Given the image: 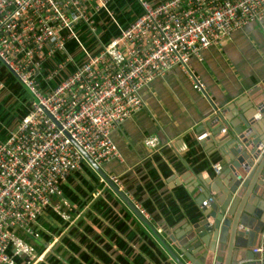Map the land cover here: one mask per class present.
<instances>
[{"label":"built area","instance_id":"obj_1","mask_svg":"<svg viewBox=\"0 0 264 264\" xmlns=\"http://www.w3.org/2000/svg\"><path fill=\"white\" fill-rule=\"evenodd\" d=\"M133 2L134 9L126 0H0V102L8 96L14 104L20 95L11 81L28 94L0 139V264L58 260L62 238L41 240L40 219L47 211L71 219L64 208L73 202L63 189L71 173L84 166L95 173L99 185L88 197L105 189L120 197L79 147L101 168L120 159L111 133L143 107L145 86L180 67L204 92L190 58L264 18V0ZM212 105V113L221 111ZM227 131L225 125L219 134ZM144 141L155 150L161 143L156 136ZM222 166L211 163L214 176ZM107 175L125 193L121 177Z\"/></svg>","mask_w":264,"mask_h":264},{"label":"crops","instance_id":"obj_2","mask_svg":"<svg viewBox=\"0 0 264 264\" xmlns=\"http://www.w3.org/2000/svg\"><path fill=\"white\" fill-rule=\"evenodd\" d=\"M188 67L205 85L204 92L193 87L189 75L180 67L155 78L142 89L143 107L111 133L120 159L112 158L102 165L107 174L121 177L129 200L139 202L146 212L145 218L160 234L196 212L194 199L181 181L184 173L190 170L197 175L207 171L214 176L211 163L219 160V154L210 143L204 145L198 140L202 131L197 130L205 115L213 111L212 103L225 108L254 86L259 88L264 84V18L242 25L222 44L201 50L198 56L190 58ZM2 98L0 139L5 138L14 125V119L10 120L13 104L7 101L8 96ZM149 136L159 138L161 143L157 150L145 145L144 139ZM93 176L96 177L95 173L87 166L71 173L63 183L64 193L65 187L80 190L78 181L94 182ZM90 186L94 187V183L87 187ZM110 190L105 189L96 198L89 196L86 201L80 197L72 207L64 208L71 215L69 221L56 212L44 213L40 219L41 240L48 239L52 232L59 234L73 247L68 264L84 262L81 254L86 253L93 264L107 258L111 250L121 256L119 243L122 242L116 236L120 232L117 226L126 230L124 240L128 245L131 242L136 251L145 235L158 244L136 213ZM105 210V214L100 213ZM65 249L61 240L55 247L59 258L67 256L63 253ZM150 249L152 253L156 251L154 247ZM155 254L160 263L165 264L160 260V251ZM145 264L152 263L147 259Z\"/></svg>","mask_w":264,"mask_h":264},{"label":"water","instance_id":"obj_3","mask_svg":"<svg viewBox=\"0 0 264 264\" xmlns=\"http://www.w3.org/2000/svg\"><path fill=\"white\" fill-rule=\"evenodd\" d=\"M257 87L201 120L198 140L214 146L223 166L216 176L184 173L181 181L197 209L164 233L79 147L169 256L172 263L166 258L165 264H264V84ZM225 125L228 131L220 135Z\"/></svg>","mask_w":264,"mask_h":264},{"label":"trees","instance_id":"obj_4","mask_svg":"<svg viewBox=\"0 0 264 264\" xmlns=\"http://www.w3.org/2000/svg\"><path fill=\"white\" fill-rule=\"evenodd\" d=\"M12 107H14V105ZM92 179H94V187L93 186L87 187V190L80 188V190L74 192L71 188L65 187V193H66L67 197L73 203L79 202L80 197L84 198V201H86L87 200L86 198H88L89 193L91 191H93L96 187H98V185H99L96 177L93 176ZM107 196H108V194H107ZM103 206L106 207V204L105 205L103 204ZM100 213L105 214L106 210L100 211ZM117 228L123 234L122 236H120L121 235L120 232L116 233V236L122 242V243H119V246L122 247L121 248L122 255L120 256L118 252L115 254V252H113V250H111V252L114 254H112L111 252L108 251L107 258L101 259L100 261H95L94 264H145L147 259H149L152 264H154V263L155 264L156 263L161 264L160 261L158 260L157 256H156V254H155V252H157V251H160V254H159L160 260H163V262L165 261L164 259L166 257H165V254H163L162 248L151 237L148 238V236H146V235L143 236L142 237L143 241L139 244L138 247H136V249H137V251H136L131 242L128 245V243L124 240V239H126L125 237H123L127 234L126 233L124 235V232L126 230L123 227H119V226H117ZM62 243L64 244V246L66 248L63 253H66L67 256L61 255L60 258L54 264H68L71 253H73V251H72L73 247L71 245H69L68 242H65L62 239ZM157 245L159 246L158 248L156 247ZM150 247H154L156 249V251L152 253L151 252L152 250L150 249ZM40 248L42 249V247L36 246V249L39 252H40ZM75 250H76V252H78V248ZM79 254H81V252ZM81 258H83L84 262H80L78 264H93L88 259L87 253L85 255L81 254Z\"/></svg>","mask_w":264,"mask_h":264},{"label":"rangeland","instance_id":"obj_5","mask_svg":"<svg viewBox=\"0 0 264 264\" xmlns=\"http://www.w3.org/2000/svg\"><path fill=\"white\" fill-rule=\"evenodd\" d=\"M129 5L130 4V6H132V9H134V8H136L137 6H138V4L137 3H135L134 4V2H133V0H126V3H124V5ZM9 75H11V74H9ZM11 84H13V86H12V92H21L20 93V95L18 96V98H17V100H15V102H14V107H12L13 108V110L15 111V112H17V108H18V106H22L23 105V102H19V99L20 98H23V97H25V98H28V94L26 93V91H21L22 90V86L19 84V83H17L16 81H11ZM30 97V96H29ZM2 114V113H1ZM5 118H7V116H6V114H5ZM14 121H17L16 119L14 120ZM2 136V135H1ZM94 182L93 181H88L87 183H85V182H80V181H78V185L82 188V189H86V187L88 186V185H92ZM71 189L75 192V189L73 188V187H71ZM65 211V210H64ZM52 223H53V225L55 226V227H59V225L55 222V221H52ZM63 231H57V233H62ZM52 233H55V232H52ZM164 236V235H163ZM163 254H165V252H163ZM166 255V254H165ZM168 260H169V262L170 263H172V261H171V259L169 258V256L167 255V257H166Z\"/></svg>","mask_w":264,"mask_h":264}]
</instances>
